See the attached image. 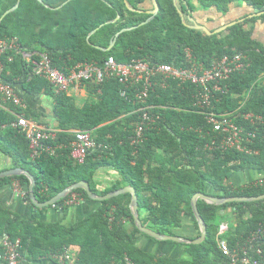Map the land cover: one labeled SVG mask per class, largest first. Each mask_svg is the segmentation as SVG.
<instances>
[{"label": "trees", "instance_id": "trees-1", "mask_svg": "<svg viewBox=\"0 0 264 264\" xmlns=\"http://www.w3.org/2000/svg\"><path fill=\"white\" fill-rule=\"evenodd\" d=\"M67 1L0 0V40L15 39L18 45V49L7 50L0 56V82L10 84L20 97L15 88L18 83L27 94L48 97L56 119L55 138L45 143L54 153L44 151L31 158L25 136L10 124L19 115L29 121L34 114L28 113L24 101L25 107L0 103V149L14 159V167L34 177L38 202H47L80 181L87 182L97 196L131 186L138 197V212H145L142 225L174 237L177 236L174 230L181 227L180 213L198 229L190 204L196 193L216 198L264 194V45L253 40L252 29L247 28L264 21V0H178L177 7L172 0H156L159 11L154 19L121 33L109 52L99 48L107 49L121 30L136 27L150 17L146 13L149 11L145 8L146 0H127L141 13L128 11L124 0ZM17 4L15 10L3 17ZM233 4H244L261 15L210 36L187 27L193 25L189 19L194 13L214 9L225 16ZM179 11L187 26L182 23ZM116 16H119L116 22L108 23ZM186 51L205 69L224 56L246 57L244 70L219 83L220 90L214 93L209 110L233 115L235 123L255 134L247 145L249 154L221 150L219 145L224 137L213 132L194 107L198 88L190 83L179 84L169 79L164 85H157L141 104L131 90L129 100L121 98L122 86L117 80L107 79L101 84L91 80L84 82L86 97L79 103L74 96L56 94L45 79L33 74L30 61L22 55L30 53L31 60H38L40 54H46L52 67L67 75L79 64L94 63L102 68L109 57L120 64L148 60L151 66L190 69L191 64L185 61ZM142 107H148L147 113L155 116L156 121L143 131L140 144L132 145ZM247 114L260 117L262 122L252 127L243 119ZM83 130L90 131L103 147L89 151L85 162L78 165L70 158V145L75 132ZM213 140L216 143L213 150L207 149ZM100 168L111 169L119 180L98 189L94 177ZM246 169L262 172L259 180L263 183L257 180L237 188L227 184L234 172ZM9 181H16L25 189L29 187L25 176L2 178L0 185ZM23 193L29 202L28 192ZM74 194L83 201L94 202L83 190H76L54 208L66 211L64 203ZM96 203L98 208L93 213L70 227L18 220L0 205V264H5L4 237L9 241L20 240L21 264L51 259L64 249L69 253L72 249L76 251V264H125V259L133 264H229L217 247L218 229L225 216L231 215L235 222L233 229L223 236L232 249L248 246L255 233L264 234V200L222 206L198 200L197 209L206 225L205 240L198 245L179 244L185 254L178 260L157 259L134 246L137 236L146 235L133 223L129 194ZM261 250L262 258H257L253 251L251 256L264 264V237Z\"/></svg>", "mask_w": 264, "mask_h": 264}, {"label": "built area", "instance_id": "built-area-1", "mask_svg": "<svg viewBox=\"0 0 264 264\" xmlns=\"http://www.w3.org/2000/svg\"><path fill=\"white\" fill-rule=\"evenodd\" d=\"M18 49L15 39L9 41L0 40V56L7 50ZM23 57L30 61L33 74L45 79L53 88L56 94H68L72 90L81 89L84 82L94 81L101 84L104 80L114 79L122 86L120 97L129 100V91H133L132 96L137 102L143 104L151 92L157 85H164L169 79L179 84L190 83L198 88L195 97L194 107L199 110L212 131L218 133L222 138L219 147L223 151L235 150L240 153L249 154L251 152L247 145L251 143L255 134L246 131L243 125L235 123L233 115L216 114L211 109V100L214 93L220 90L219 83L229 78L232 73L244 70L246 65V57L235 55L233 57L224 56L221 59L214 60L211 67L205 69L199 64L189 51H186L185 61L191 64L190 69L175 68L170 65H153L148 60H133L128 64L117 63L114 58L109 57L103 64L102 68H98L94 63L79 64L73 68L67 75L54 69L51 60L46 54H40L38 60H31L30 53H22ZM1 66V65H0ZM0 98L3 103H9L17 107H25L22 98L18 95L14 87L10 84L0 82ZM148 107L139 109V121L135 123L136 138L132 140V145L140 144L142 133L148 127H151L156 117L147 113ZM245 122L252 127L262 122L260 117L251 114L243 116ZM11 128L19 130L29 143L30 157H38L41 152L54 153V150L45 146L46 142L55 138L56 131L40 129L32 122H29L23 115L17 116L16 121L10 124ZM215 140L207 145L206 148L213 150ZM101 144H97L90 131H76L73 142L70 145V158L82 165L85 162L89 151L95 148H102ZM105 148V147H104ZM258 183H263L261 180ZM15 192L23 197L19 183H15ZM83 200L77 195H71L64 203L65 207L79 204ZM54 207V206H53ZM59 208V207H58ZM227 228L224 223L220 224L217 234V247L223 256L229 260V264H259V260L251 256V251L258 258H262L261 241L263 235L255 233L248 241V246L232 249L227 241L223 238ZM3 260L5 264H21L20 240L9 241L7 237L2 240ZM51 259L59 264H76L74 258L71 257L69 251L64 249L52 255ZM125 264H133L125 259Z\"/></svg>", "mask_w": 264, "mask_h": 264}, {"label": "crops", "instance_id": "crops-1", "mask_svg": "<svg viewBox=\"0 0 264 264\" xmlns=\"http://www.w3.org/2000/svg\"><path fill=\"white\" fill-rule=\"evenodd\" d=\"M233 4L230 7L229 12L224 16L219 14L214 9H209L207 11H200L194 13L192 18L194 22L200 26L206 27L209 31L213 32L220 30L224 25H228L235 21L250 19V16H260L261 13L255 14L250 8L242 4ZM152 4L150 2L145 4V8H151ZM17 8V7H16ZM15 8V9H16ZM14 9V10H15ZM225 27V26H224ZM248 29H252L251 35L252 39L256 42L264 45V21H257L254 24H249ZM15 88L20 93L22 100L25 102L30 115L34 114V118L29 120L40 129L46 130H56V119L53 115L51 109V100L44 95H30L27 94L22 87V84L18 83ZM69 96H74L77 98V102L82 103L85 100V92L83 89L72 90L68 93ZM2 104V100L0 101ZM3 106L6 104L3 103ZM14 168V159L3 153L0 149V173L7 172ZM263 173L257 170H240L234 172L227 184L233 188L244 187L246 185L252 184L253 182L261 179ZM2 179V178H0ZM119 177L109 168H100L94 177V182L97 188L102 190L109 187L114 182L118 181ZM16 181H9L0 185V205L4 210H7L12 216H15L18 220L31 221L39 220L45 223H60L65 227H70L79 221L86 218L88 215L93 213L97 208L98 204L96 202H86L82 201L79 204L70 205L67 207L66 211L61 208L54 207H35L31 201H27L25 196L21 197L15 192ZM18 183V182H17ZM22 192H28V188L25 189L21 187ZM131 198V196H130ZM142 212L139 211V219L143 224L145 217L142 216ZM179 219L181 222V227L176 228L174 231L177 232V236L182 239L196 240L200 237V231L194 227L191 221L183 214H179ZM233 219V218H232ZM227 228V232H230V228L226 222H223ZM232 223L235 224L234 219ZM147 227V226H144ZM130 228V225H128ZM134 246L142 252L144 255H150L157 259L164 260H178L185 254V249L183 246L175 242L167 241H157L152 238L139 235L136 237ZM71 257L76 256V251L74 249L70 250ZM31 264H59L53 259L40 260L33 262Z\"/></svg>", "mask_w": 264, "mask_h": 264}, {"label": "water", "instance_id": "water-1", "mask_svg": "<svg viewBox=\"0 0 264 264\" xmlns=\"http://www.w3.org/2000/svg\"><path fill=\"white\" fill-rule=\"evenodd\" d=\"M69 1H71V0H68L67 2H69ZM172 1H173L174 6L177 7V1L178 0H172ZM148 2H150L152 4V7H153L152 10L146 11V13L150 17L148 19H146L144 22L140 23L136 27L121 30L119 33H117L115 35V38L110 42V44H109L107 49L99 48L102 52H109L114 47L115 39L121 33L128 32V31L134 30V29H136L138 27L144 26V25L148 24L151 20L154 19V17L158 14L159 5H158L156 0H146V3H148ZM124 3H125V6H126L128 11L141 13V11L134 10L130 6V4L127 2V0H124ZM17 6H18V4L15 7H13L12 9L8 10L7 12H5L3 17L5 15L9 14L10 12H12ZM178 13H179V15L181 17L182 23L184 25H186L182 13L180 11ZM250 17H253V16H250ZM118 19H119V16H116V18L113 21H110L108 23L116 22ZM189 21H191L193 23V25L192 26H187L186 25L188 28L193 29V30H200V31H202L205 34L210 36V35H213L215 33L220 32V31H222V30H224V29H226V28H228V27H230L232 25L240 23L243 20H239V21L233 22V23H231V24H229V25H227V26H225V27H223L220 30H217L215 32H210L206 27L196 24L194 22L193 18H190ZM100 27H102V25ZM96 30L92 31L88 35L87 39H89V37L92 34H94ZM18 176H25L29 180V187H28L29 200L31 201V203L35 207H44L45 208V207H49V206H54L58 202H60L61 200H63L69 194H71L72 192H74L76 190H83L85 192V194L87 195V198L89 200H91V201H94V202H103V201L110 200L112 198L118 197L120 195L129 194L131 196L130 203H129L131 216H132L133 223H134L136 229L140 233H142V234H144V235H146V236H148V237H150V238H152L154 240H157V241H167V242L171 241V242H175L177 244H186V245H188V244H192V245L201 244L205 240V237H206V225H205L203 219L201 218V216H200V214L198 212V209H197V201L198 200H202V201H204L207 204H211V205H215V206H222L224 204L234 203V202L252 203V202H258V201L264 200V194L261 195V196H258V197L216 198V197L209 196V195H206V194L196 193L192 197L190 204H191L192 212H193L194 217H195V219L197 221V224H198V229L200 231V237L198 239H196V240H187V239H182V238H179V237L164 236V235L158 234V233H156V232H154L152 230H149L148 228L144 227L142 225L140 219H139L138 197H137L135 189L133 187H131V186H127V187L121 188L119 190L110 192V193H108V194H106L104 196H97L96 194H94L91 191L90 186L88 185L87 182L80 181L78 183H75V184L65 188L59 194H57L55 197H53L51 200H49L47 202H44V203H40V202L37 201V199H36V197L34 195V188L36 186V181H35L34 177L29 172H27V171H25V170H23L21 168H14V169L9 170L7 172L0 173V178L18 177Z\"/></svg>", "mask_w": 264, "mask_h": 264}, {"label": "rangeland", "instance_id": "rangeland-1", "mask_svg": "<svg viewBox=\"0 0 264 264\" xmlns=\"http://www.w3.org/2000/svg\"><path fill=\"white\" fill-rule=\"evenodd\" d=\"M240 5L243 6L242 4H240ZM147 9L150 10L149 7H147ZM141 212H142V214H143L142 216L145 217V212H144V210H142ZM232 221H233L232 216L229 215V214H228L227 216H225V219H224V221H223V222H226V223L228 224L230 230H232L233 227H234V223H232Z\"/></svg>", "mask_w": 264, "mask_h": 264}, {"label": "clouds", "instance_id": "clouds-1", "mask_svg": "<svg viewBox=\"0 0 264 264\" xmlns=\"http://www.w3.org/2000/svg\"><path fill=\"white\" fill-rule=\"evenodd\" d=\"M82 89V88H81ZM68 95V94H67Z\"/></svg>", "mask_w": 264, "mask_h": 264}]
</instances>
